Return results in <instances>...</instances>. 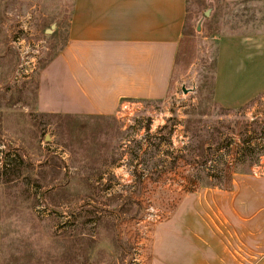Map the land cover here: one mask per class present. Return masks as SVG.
<instances>
[{"label": "rangeland", "instance_id": "1", "mask_svg": "<svg viewBox=\"0 0 264 264\" xmlns=\"http://www.w3.org/2000/svg\"><path fill=\"white\" fill-rule=\"evenodd\" d=\"M72 7L0 0V264H190L192 189L264 187V95L213 100L215 38L264 33V0H200L168 91L108 119L39 111Z\"/></svg>", "mask_w": 264, "mask_h": 264}, {"label": "crops", "instance_id": "2", "mask_svg": "<svg viewBox=\"0 0 264 264\" xmlns=\"http://www.w3.org/2000/svg\"><path fill=\"white\" fill-rule=\"evenodd\" d=\"M199 2L73 0L66 43L38 83L39 111L108 119L118 114L124 101L161 99L192 38L185 28ZM215 40L214 102L237 110L263 96L264 33ZM191 199L190 264H264L260 181L222 194L195 188ZM177 264H184V258L178 257Z\"/></svg>", "mask_w": 264, "mask_h": 264}, {"label": "built area", "instance_id": "3", "mask_svg": "<svg viewBox=\"0 0 264 264\" xmlns=\"http://www.w3.org/2000/svg\"><path fill=\"white\" fill-rule=\"evenodd\" d=\"M137 103H135L134 101H124L121 106H120V110H122V112L124 111H130L132 108H136ZM138 108V107H137ZM121 112V113H122ZM119 113V112H118ZM120 113V114H121Z\"/></svg>", "mask_w": 264, "mask_h": 264}, {"label": "water", "instance_id": "4", "mask_svg": "<svg viewBox=\"0 0 264 264\" xmlns=\"http://www.w3.org/2000/svg\"><path fill=\"white\" fill-rule=\"evenodd\" d=\"M206 14H207V12H206Z\"/></svg>", "mask_w": 264, "mask_h": 264}]
</instances>
